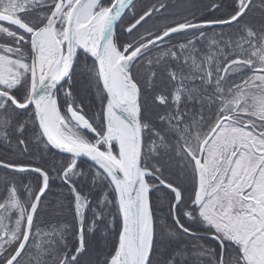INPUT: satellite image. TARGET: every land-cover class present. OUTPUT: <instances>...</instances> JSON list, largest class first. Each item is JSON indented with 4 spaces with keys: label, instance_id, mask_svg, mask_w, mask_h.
<instances>
[{
    "label": "snow or ice",
    "instance_id": "obj_1",
    "mask_svg": "<svg viewBox=\"0 0 264 264\" xmlns=\"http://www.w3.org/2000/svg\"><path fill=\"white\" fill-rule=\"evenodd\" d=\"M0 264H264V0H0Z\"/></svg>",
    "mask_w": 264,
    "mask_h": 264
}]
</instances>
